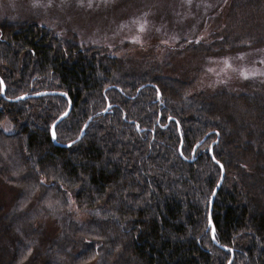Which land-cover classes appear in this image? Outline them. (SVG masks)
I'll use <instances>...</instances> for the list:
<instances>
[{
	"label": "trees",
	"instance_id": "trees-1",
	"mask_svg": "<svg viewBox=\"0 0 264 264\" xmlns=\"http://www.w3.org/2000/svg\"><path fill=\"white\" fill-rule=\"evenodd\" d=\"M198 18V38L140 44L139 55L124 43L113 50L126 52L119 58L35 22H0V264H228L232 254V264H264V77L214 92L197 61L260 48L264 0L238 1L220 32L204 33L209 19ZM239 24L263 33L241 43ZM58 88L73 102L59 144L112 106L69 148L51 137L65 98L7 100ZM216 132L213 156L226 171L213 209L220 246L208 230L221 178L210 153ZM207 135L194 162L181 157L182 142L190 160Z\"/></svg>",
	"mask_w": 264,
	"mask_h": 264
},
{
	"label": "rangeland",
	"instance_id": "rangeland-1",
	"mask_svg": "<svg viewBox=\"0 0 264 264\" xmlns=\"http://www.w3.org/2000/svg\"><path fill=\"white\" fill-rule=\"evenodd\" d=\"M238 1L243 0H0V22L3 21L9 26L28 23L43 25L58 35H67L70 38H73L72 35L78 36V41L84 42L87 46H108L111 48L108 54L119 58L125 57L126 52L114 53L113 50L124 43H128L129 53L139 55L138 52L147 51L146 47L140 44L146 46L155 41L166 40L165 44L169 46L172 43L170 40L185 37L187 33H190L187 37L198 38L201 34L200 31H196L201 20L198 18V10L209 19V26L204 33H208L214 27L220 32L229 24V12ZM248 11H253L252 5L246 9V13ZM262 15L252 14L258 18ZM237 29L240 31L239 36L243 38L239 39L241 43L245 42L249 35L258 36L263 33L261 28L246 24H239ZM259 44H262L260 48L256 46L242 52L241 59H238L237 52L235 58L237 60H224L221 64H217L216 61L206 64L202 59L197 60L205 69L204 73L210 69L209 75H206L207 86L210 89L218 87L214 91L216 92L228 86L242 87L250 80H262L264 41ZM244 48V45L240 44L237 49ZM178 67L177 64L174 69ZM177 72H180L179 69ZM221 83H225V86L221 87ZM231 87L234 92H239ZM58 89L56 91L64 92L62 88ZM8 125L6 123L4 126V132L12 130L13 126ZM1 189L5 191V188ZM79 212L76 219L85 220L86 218ZM48 223L53 224V221Z\"/></svg>",
	"mask_w": 264,
	"mask_h": 264
},
{
	"label": "water",
	"instance_id": "water-1",
	"mask_svg": "<svg viewBox=\"0 0 264 264\" xmlns=\"http://www.w3.org/2000/svg\"><path fill=\"white\" fill-rule=\"evenodd\" d=\"M0 81H2V83H1V92H2V95L5 97V95H6V85H5L4 81L1 79V77H0ZM109 88H114V89H118L119 91H121V89H119L118 87H115V86L109 87ZM141 88H143V87H141ZM46 96H61V97L65 98L68 101L67 110L55 121V123L53 124V126L51 128V137H52L53 143L56 146H60L62 148L63 147L69 148V147L75 145L76 143H78L79 141H81L86 136L87 128H89L90 124L96 118L105 116L108 113H110V110L112 109L111 104L108 102V105H107L106 109H104L103 111H100L97 114H95L92 117H90V119L84 125L79 137L75 141H73L72 143H68V144H59L57 142L56 129L63 121H65L70 116L71 111L73 109V102H72L71 98L69 97V95L67 93L59 92V91H46V92H41V93L34 94V95H24V96H21V97L16 98V99H7V100L12 102V103H18L20 101H25V100L30 99V98H41V97H46ZM158 100L159 101L161 100V93L160 92H158ZM137 127L139 128V126H137ZM53 131L55 132V139H53V136H52ZM217 135H218V139L211 145V149H210V153H211L212 157H214L213 156V147L215 146V144H217L219 142L220 135L218 133H217ZM208 136L209 135H207L206 137H204L201 141H199L197 143V145L195 146L194 151H193V157L190 160L185 158V156L182 154V147H183V142H182L181 145H180V148H179L181 157H183L188 162H194L196 160L195 159L196 151L199 149V147H201L205 143V141L207 140ZM213 160H214L215 163H217L216 162L217 160L215 158ZM218 165L220 166V169H221V178H220V180H219V182H218V184H217V186H216V188H215V190L213 192V195H212V197L210 199L209 227H208V230L211 231L212 239H213L214 243L217 244V245H219V244H218L217 239H216V227H215V224H214V221H213V209H214V204H215V200H216L217 194L219 193V191H220V189H221V187H222V185L224 183L225 175H226L225 167L220 162H219ZM221 165H222V167H221ZM222 249L228 250L226 247H222ZM232 253H233V251H232ZM233 260H234V254H232V258H231V260L229 261L228 264H232Z\"/></svg>",
	"mask_w": 264,
	"mask_h": 264
},
{
	"label": "snow or ice",
	"instance_id": "snow-or-ice-1",
	"mask_svg": "<svg viewBox=\"0 0 264 264\" xmlns=\"http://www.w3.org/2000/svg\"><path fill=\"white\" fill-rule=\"evenodd\" d=\"M0 83H2V81H0ZM52 136H53V139H55V132L53 131V133H52ZM213 159H214V157H213ZM218 164H219V161H216ZM221 167H222V165H221ZM215 238V237H214ZM229 251H231L230 249H229Z\"/></svg>",
	"mask_w": 264,
	"mask_h": 264
}]
</instances>
